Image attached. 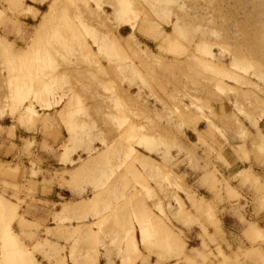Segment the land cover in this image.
I'll return each mask as SVG.
<instances>
[{"label":"rangeland","instance_id":"rangeland-1","mask_svg":"<svg viewBox=\"0 0 264 264\" xmlns=\"http://www.w3.org/2000/svg\"><path fill=\"white\" fill-rule=\"evenodd\" d=\"M262 121L264 0H0V264H30L7 232L34 264H264V231L235 252L221 231L264 213L235 188L258 181L221 171L261 148ZM53 125L67 138L39 145Z\"/></svg>","mask_w":264,"mask_h":264},{"label":"crops","instance_id":"crops-1","mask_svg":"<svg viewBox=\"0 0 264 264\" xmlns=\"http://www.w3.org/2000/svg\"><path fill=\"white\" fill-rule=\"evenodd\" d=\"M130 29L129 25H125ZM137 31L144 32V29L141 30L139 28V25H137L136 28ZM127 34V35H128ZM151 40V39H150ZM149 42L146 41L147 44H153V41ZM257 129L260 131V135L262 134L264 136V121L260 122L259 126H257ZM253 135L254 132H251ZM67 135L65 132L64 127L62 126H42L39 127L38 135L35 136L34 139L39 143H45L48 147H58L61 144V141L63 139H66ZM234 139V138H233ZM238 141V139H237ZM252 145V144H251ZM237 146H242L241 143H238ZM254 146V145H253ZM236 151V150H235ZM228 152V160L225 159L226 163H229V167L223 168L221 171L226 173L229 176H238L242 172H245L244 174H247L248 177H253L255 181H258L257 188L259 187L261 193L260 197L259 194H256V192L249 191L250 187L241 188L238 182L235 183V188L240 189L242 193L246 196L247 200H250L252 198H255L258 200V202H264V143L262 140L261 148L256 146L252 149V152H254V156L250 157L248 161H240L235 153L232 151ZM50 154V153H49ZM45 156V155H44ZM43 156V158H44ZM50 158V157H49ZM223 167V166H222ZM245 181V179H243ZM254 190H257L254 186H252ZM206 193V192H204ZM257 197V198H256ZM254 206H252L249 210V214L247 216V220L251 221L252 229L249 230L247 226H243L240 223L239 218L229 214L225 213L221 217V231L226 236L227 246L232 247L231 252H235V250L239 249L241 251H249L251 248L250 244L245 240V234H255L260 233V231H264V213L261 215L254 212ZM246 229V230H245ZM256 247L253 246L252 249ZM225 250L226 246H225ZM257 251L260 253V255L263 258L264 262V244L259 245V249ZM247 262L246 264H252ZM254 264V263H253Z\"/></svg>","mask_w":264,"mask_h":264},{"label":"bare ground","instance_id":"bare-ground-1","mask_svg":"<svg viewBox=\"0 0 264 264\" xmlns=\"http://www.w3.org/2000/svg\"><path fill=\"white\" fill-rule=\"evenodd\" d=\"M40 28V27H39ZM39 28H37V30L39 29ZM131 28H133V27H131ZM36 30V31H37ZM132 30V29H131ZM40 31H41V28H40ZM132 32V31H131ZM134 32V31H133ZM37 33V32H36ZM35 33V34H36ZM38 35H39V31H38V33H37ZM36 34V35H37ZM36 37V36H35ZM128 37H130L131 38V35H128L127 37H124V39L123 40H126V39H128ZM147 50V49H146ZM149 53H150V51L149 50H147ZM153 57H156L154 54H152V53H150ZM221 69V68H220ZM135 152L137 153V155H135L136 156V159H137V161H139V164H141L142 163V165L144 166V167H146L147 165H151V166H154V160L153 159H151V158H146L143 154H141L140 152H138V151H136L135 150ZM135 153V154H136ZM97 156H95V157H92V156H90V157H88L87 159H84L83 160V163H82V165L79 167V168H77V169H75V170H71V171H69V173H70V175L73 177V178H75V177H77V176H80V175H82L83 173H85L86 171L88 172L89 171V169L97 162V161H100V160H102V159H104L106 156H107V154L105 153V151H102L101 153L99 152V153H97L96 154ZM99 158H100V160H99ZM143 167V168H144ZM149 167V166H148ZM138 172V171H137ZM138 173H140V172H138ZM137 174V173H136ZM141 174V173H140ZM138 175V174H137ZM142 177V176H141ZM135 193V192H134ZM99 195V194H98ZM98 195L97 196H95L94 198H89V199H81V200H79V201H75V202H73V203H71V205H64L63 206V209H62V211H64V212H67V213H71V214H74V215H77V214H83V213H85V209L87 208V205H89V204H95L96 202V200H100V198H98ZM136 195V194H135ZM138 196V195H137ZM95 202V203H94ZM5 205V204H4ZM142 205V204H141ZM90 208V207H89ZM5 209H6V207H5ZM4 209V210H5ZM3 210V209H2ZM7 210V209H6ZM143 213H144V211H143ZM141 215H142V212H141ZM142 218H143V216H142ZM144 219V218H143ZM89 228V227H88ZM88 228H86V229H88ZM90 229V228H89ZM145 229H147V228H145ZM146 231H148V230H146ZM89 232V233H88ZM134 231H132V233H133ZM141 234H140V240H141V242H142V244H146V241H147V239H146V235H145V231H144V229H141V232H140ZM84 234L85 235H88V236H90L91 234H92V230H87V233H86V231H84ZM134 234V233H133ZM133 234H131V235H133ZM7 235H9V236H11L8 240H6V241H4L3 242V244H2V248L3 247H6V248H4V250L6 251V253H8V255L7 256H9V258L10 259H12V260H15L16 261V263H20L19 261H20V259L21 258H25L26 259V261H28V263H30V264H34L32 261H33V258L31 259V258H27V255H26V250H24V247L21 245V243H20V241L18 240V238L16 237V236H13V234L12 233H10V232H7ZM129 238V237H128ZM135 237L133 236V238H132V242L133 243H131L132 244V247H134V249H136L135 248ZM130 240H131V238H130ZM173 241V240H172ZM174 242V241H173ZM129 243H130V241H129ZM131 244H129V246L131 245ZM128 246V247H129ZM0 248H1V246H0ZM138 251V250H137ZM132 252H135L136 253V250L134 251H132ZM3 254H5V253H3ZM6 255V254H5ZM6 256V257H7ZM62 258L61 259H59V262H58V264H66V262L64 261V258H63V256H61ZM9 260V259H8ZM75 263V262H74ZM73 263V264H74ZM57 264V263H56ZM94 264V263H93ZM96 264V263H95Z\"/></svg>","mask_w":264,"mask_h":264}]
</instances>
